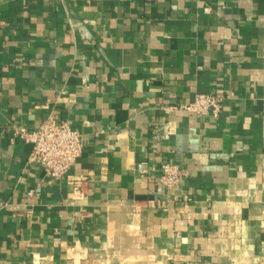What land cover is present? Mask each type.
<instances>
[{
    "label": "crops",
    "instance_id": "crops-1",
    "mask_svg": "<svg viewBox=\"0 0 264 264\" xmlns=\"http://www.w3.org/2000/svg\"><path fill=\"white\" fill-rule=\"evenodd\" d=\"M50 118L61 179L18 134ZM0 264H264V0H0Z\"/></svg>",
    "mask_w": 264,
    "mask_h": 264
},
{
    "label": "built area",
    "instance_id": "built-area-1",
    "mask_svg": "<svg viewBox=\"0 0 264 264\" xmlns=\"http://www.w3.org/2000/svg\"><path fill=\"white\" fill-rule=\"evenodd\" d=\"M226 98L221 94H200L192 103L171 107L170 110L183 111L192 115H212L219 118ZM19 136L33 146L30 161L40 165L47 175L54 179L66 176L82 155L84 135L73 129L68 121L50 118L37 130L21 128ZM161 183L173 189L184 176L182 169L165 163L159 169Z\"/></svg>",
    "mask_w": 264,
    "mask_h": 264
}]
</instances>
